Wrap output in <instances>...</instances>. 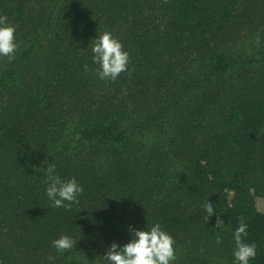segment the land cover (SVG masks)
Wrapping results in <instances>:
<instances>
[{
  "label": "trees",
  "instance_id": "1",
  "mask_svg": "<svg viewBox=\"0 0 264 264\" xmlns=\"http://www.w3.org/2000/svg\"><path fill=\"white\" fill-rule=\"evenodd\" d=\"M0 15L19 42L0 59V264H101L154 223L174 264H233L241 219L264 264V0H0ZM104 31L130 57L115 81L92 61ZM47 163L79 204L50 206ZM61 234L76 246L57 252Z\"/></svg>",
  "mask_w": 264,
  "mask_h": 264
},
{
  "label": "clouds",
  "instance_id": "2",
  "mask_svg": "<svg viewBox=\"0 0 264 264\" xmlns=\"http://www.w3.org/2000/svg\"><path fill=\"white\" fill-rule=\"evenodd\" d=\"M15 33L16 27L9 22L8 17L0 15V59L7 58L10 62L15 58L19 49ZM91 42L92 61L98 65L96 75L99 79L115 81L122 72L128 71L129 53L110 31H104ZM42 170L45 174V192L51 207L71 209L73 205L79 204L84 188L75 177L62 178L54 163H47ZM202 211L208 219L215 214L213 205L209 202ZM223 224L224 221L217 217L216 226L219 228ZM247 229V223L241 219L233 232V264H250V260L257 256V245L245 243ZM128 233L130 239L127 243L113 241L107 246L101 257V264H174L175 241L159 223L145 228L130 226ZM217 242L220 243L219 237ZM52 246L57 252L63 253L76 246V240L71 235L61 234L52 241ZM84 264H88V261L85 260Z\"/></svg>",
  "mask_w": 264,
  "mask_h": 264
},
{
  "label": "rangeland",
  "instance_id": "3",
  "mask_svg": "<svg viewBox=\"0 0 264 264\" xmlns=\"http://www.w3.org/2000/svg\"><path fill=\"white\" fill-rule=\"evenodd\" d=\"M256 209L258 212L262 213L264 215V199L260 196H254Z\"/></svg>",
  "mask_w": 264,
  "mask_h": 264
}]
</instances>
